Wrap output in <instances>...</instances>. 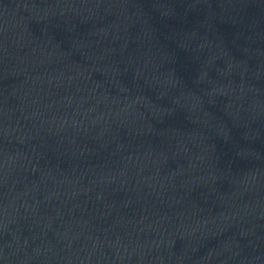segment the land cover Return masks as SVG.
<instances>
[{
	"label": "water",
	"instance_id": "1",
	"mask_svg": "<svg viewBox=\"0 0 264 264\" xmlns=\"http://www.w3.org/2000/svg\"><path fill=\"white\" fill-rule=\"evenodd\" d=\"M0 264H264V0H0Z\"/></svg>",
	"mask_w": 264,
	"mask_h": 264
}]
</instances>
